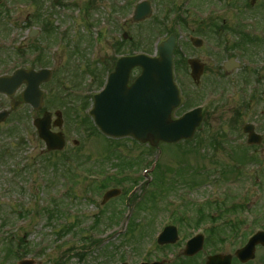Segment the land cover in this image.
<instances>
[{
	"label": "rangeland",
	"instance_id": "rangeland-1",
	"mask_svg": "<svg viewBox=\"0 0 264 264\" xmlns=\"http://www.w3.org/2000/svg\"><path fill=\"white\" fill-rule=\"evenodd\" d=\"M53 1L0 0V76L11 74L19 67L30 66L29 55L25 52L29 53L33 46L40 44L41 47L48 46V32L54 34L58 30L60 33L59 30L65 24L70 25L64 44H56L63 46L62 53L49 55L53 76L42 87L46 94V108L54 117L55 112L62 114L64 122L61 131L67 138L64 150L47 152L45 144L38 138L30 123L15 124V117L21 114L31 121L28 108L16 110L0 124V264H20L23 260H29L33 264H137L144 259L146 253L148 258L172 251L181 253L187 240L201 231L191 227L195 225L192 222L197 218L199 210L210 215L218 207L227 210L240 205L241 208L245 207L242 213L228 214L227 211L228 216L225 217V220L243 222L239 233L233 236L232 229L235 226L231 228V223L228 222L224 228L221 227V232L224 233L219 234L216 242L213 240L215 238H205L204 249L191 262L202 264L209 254L233 253L241 245V238L245 239L247 234L249 236L264 226V128H260L264 127V87L261 88L262 92L258 91L259 102L254 105L255 109H250L251 112L243 114L242 118L240 114L236 122L240 123V128L246 121L258 125L256 132L263 136V142L256 148L249 146L252 150L243 149L247 145V137L243 131L231 127L235 124L236 114L241 113V99H236L235 92L231 89L227 91V96L232 97L228 99L225 96L211 105L204 125L188 140L175 144L160 142L153 147L148 143L141 144L132 137L110 138L96 128L88 114L93 101L87 99V94L89 91L95 93L103 82L99 81L93 88L90 83L96 82L91 80L90 70L94 72V69H99V64H95L97 60L93 64L90 62L94 33L90 26V19H93L94 14L90 17V13L92 7L99 6L104 8V12L110 9V15L115 19L130 17L137 0L133 5L131 3L130 8L124 0H112L114 7L107 0ZM198 2L202 13H211L210 19H206L204 24L201 23L203 20L199 14H193L192 7L195 5L192 0H187L183 5L184 10L179 12L185 16L186 21L183 22L180 18L178 21H169L168 30L158 33L159 6L157 0H152L153 16L150 19L140 25L132 24L127 28L124 26L110 30L115 40L114 45L116 42L119 44V54L140 50L156 54L159 41L170 35L171 25L176 27L175 35L182 45L187 43L185 39H188L191 30H200L202 25L204 30H233L235 34L236 6L240 3L243 4L242 17L249 23L252 19L251 30L260 31L264 28V0H258L251 8L245 6V0ZM116 5L124 9L114 14L117 11L115 8H118ZM219 20L226 22L221 26ZM206 24H211V29L206 28ZM73 26L75 30H72ZM33 28L38 29L39 33L31 37L29 35ZM124 31L129 36L126 42L120 41ZM160 33L162 34L159 36ZM195 34L197 32L192 35ZM234 39L235 36H229V41ZM262 39L260 40L264 41ZM100 40L103 51L99 56L106 58L113 55V61L108 65V69L112 71V64L118 58L111 49L112 40L109 34ZM51 46L53 45H49L53 48ZM263 47L264 45L261 46L262 49L257 48V60L264 58ZM203 48L212 49L207 46ZM191 52L203 56L205 50ZM229 57L225 52L222 60L225 62ZM203 58L210 60L207 56ZM23 59L25 61H21ZM102 65L106 66V63ZM224 85L226 80L223 82L225 88ZM212 96L211 94L210 100L213 99ZM9 105L10 99L0 94V111L4 107L10 108ZM190 105L193 104L190 102L185 107ZM156 166V170L152 169ZM78 167L103 173L118 170L130 172L134 168V172L140 173L141 187L131 192L134 197L131 203L138 199L143 201L146 208L135 215L134 220L137 219L138 224L127 226L126 220L122 219L123 226L122 223L120 226H113L114 213L119 215L121 209L126 210L121 208L122 198L102 205L100 202L103 191L91 192V185L85 184L81 179L76 185L73 169ZM204 170L206 171L201 172ZM157 174V182L161 175L165 183L169 179L174 181L180 175L176 189L163 191L168 187L165 184L164 189L160 190L156 178L149 182ZM64 178H70L72 188ZM183 180L186 183H182ZM85 182L87 183L86 180ZM69 186L70 189L66 190ZM128 186L129 188H122L130 189V184ZM152 191L155 192L150 193ZM123 199L126 204V196ZM174 200L186 205L185 210H190L187 213L190 217H187L186 212L181 214L176 209L178 206L172 204ZM156 207L165 209V213L160 215L157 211V215H154L153 209ZM171 210H175L178 217H185L187 224H190L181 225L183 229H180L179 240L173 246H158L156 234L160 230V223L168 219L166 211ZM207 239L211 240L212 245L208 244ZM187 261L180 255L178 264ZM262 261L264 249H259L252 264H261Z\"/></svg>",
	"mask_w": 264,
	"mask_h": 264
},
{
	"label": "flooded vegetation",
	"instance_id": "flooded-vegetation-1",
	"mask_svg": "<svg viewBox=\"0 0 264 264\" xmlns=\"http://www.w3.org/2000/svg\"><path fill=\"white\" fill-rule=\"evenodd\" d=\"M107 1L108 3H110V5H113L114 3V1L112 0H107ZM134 1L136 0H124V3L126 4V6L130 8L131 3L133 5ZM150 1L152 2V0ZM179 1L182 5L179 3ZM257 1L258 0L256 1L250 0V2L247 3L245 0V6L247 8H251V6H254L257 3ZM55 2L56 0H54V3ZM157 2H158L159 12H160V14L158 15V33L168 30L167 24H169V21H173V20L178 21L179 18L183 22L186 21L184 19L185 16L180 15L179 12L184 10L183 5L187 3V0H157ZM192 4L195 5L192 7V10H193L192 12L195 15L199 14V17H201V20H203L201 21V23L204 24L207 21L206 19L208 20L210 19L209 17L211 16V13L210 12L202 13V10L200 9V7H198V5H200L198 0H192ZM242 5L243 4L240 3L238 6H236L237 8H236L235 16L237 17V23H236L237 32L235 34L234 32H232L233 30H204V25H202V28H203V29L201 28L202 30L201 29L191 30L190 36L188 37V39H185L187 43L182 45L181 42L179 41V38H177V36L175 35V33L177 32L176 27H173L172 25L170 26L169 28L170 35H173L175 37V48L173 52V74H174V80L179 88L180 96H181L180 106L178 107V109H176L173 112L172 116L173 118H178L190 110L200 108L202 121L197 128L199 129L202 125H204V121H205V118L207 117L208 109L210 108V106L214 105L216 101L222 100L223 97L225 96L226 98L230 99L232 96H227V91L231 89L232 91L235 92L236 99L237 98L241 99V113L238 112L236 114V117L234 119L235 124L232 125L231 127L239 128L243 131V133L247 137L246 141H247L248 146L247 145H245L244 147L241 145L240 146L243 147V149H250V147L256 148L257 146L260 145V143L250 144L248 142L249 134L246 131H250V130L257 131L259 129L258 125L254 122L246 121L240 128V123L237 124L236 122L240 114L242 118L243 114L251 112L250 109H255L254 105H256V103L259 102L257 101L258 91L260 90L262 92L261 88L262 86L264 87V58L261 60L256 59V56L258 54L257 53L258 49H262L261 46L264 45V41L260 40L264 38V34L262 35V32L264 33V28L263 30H260L262 32H260L259 30H255V29L251 30L252 29L251 27L252 19H251V23H249L245 18L242 17L244 14ZM103 9H104L103 7H99V6L98 8L92 7V13H90V17L92 14H94L93 19L92 20L90 19L91 30H94V33L92 36L93 46H92V52L90 54V59H91L90 62L93 64L95 63L94 61L97 60L95 64H99V69L98 68L94 69V72L90 70L89 72V76L92 77L91 80L92 81L96 80V82H90V83L93 84L92 85V88H93L94 86L96 87L99 81H103L101 86L99 87V90H97L95 93H92V91H89V93L87 94V99L90 100L91 102L93 101V104L95 101V95L104 88V86L107 83L109 75L115 70L118 59L122 56L130 55V53L129 54H126V53L119 54L117 50L119 48V44H117L118 42H116V45H114L115 40L110 30H115L116 28H122L124 26L125 28H127L132 24L135 26L142 24L141 22L135 23L132 21L131 18H132L134 9L130 17H123L121 19L113 18L110 15V9L105 12L103 11ZM115 9L117 11H115L114 14H117V13H120V10H123L124 8L118 7ZM225 22H226L225 20L223 21L219 20V24L221 26H223ZM69 26H70L69 24H65L64 28L62 30H59L60 33H58V30H55L53 34V33H49L47 30L46 32L48 33L46 35V38H48L47 41H49L48 46L41 47V44H40V46H33L32 51H28L29 52V63L30 65L34 66V67L31 66L30 68L35 69L37 71L43 70V69H48L50 71V76L45 80L43 79L44 82L42 81L41 89L43 87V84L48 83L52 79V76H53V70L50 68L51 65L48 59L49 55L55 56V55H60V53H62L63 46L59 47L57 45L61 43L64 44V39H66L65 38L66 31L69 28ZM205 27L211 29V24L209 26L208 24H206ZM72 30H75L74 26ZM194 32H197L195 36L192 35ZM106 34H109V37L112 40L111 49L113 53L115 52L118 56L115 64L114 63L112 64L113 66L112 71L108 69V65L112 63L113 55L107 56L106 58L99 56L100 52L103 51L101 49L102 42L100 39H104ZM161 34L162 33L158 35L160 36ZM181 35L185 37L182 34V32H181ZM230 35L235 36L234 41H229ZM128 37H129L128 33L124 31L122 37L120 38V41H125L126 39H128ZM53 41L54 43L52 44ZM91 41H92V38H91ZM49 45H53L51 46L53 48H50ZM206 46L212 47V49H209V50L204 49L203 47H206ZM65 49L66 48H64V50ZM191 50H197V51L205 50V52H203L202 54L203 56L209 57L210 60L209 61L205 60L203 56H200L197 53H192ZM225 52L230 57L227 58V60L224 62V60L222 59L224 58ZM99 58H100V61H98ZM102 63H106V66H103ZM209 66H210V69H209ZM104 67H107V69H104ZM140 72L141 70L139 68H135L132 70L129 84H131L136 79V77L139 75ZM224 80H226V85H224L225 88L223 87ZM201 87H203L202 91H201ZM24 88H25V85H23L20 89H18L14 93L13 97L9 98L6 96L8 99H10V105H9L10 107L12 105H16V107H14L9 112L8 116H10L13 112H15L18 109L20 110L23 108H28L29 112L31 113V121L27 116H24L23 114H21L15 117L14 121L16 122V124L23 123V124L29 125L30 123L31 126L34 127L33 125L34 120L43 118L45 115L49 114V116L51 117L50 118L51 129L55 132L61 130L63 127L64 120L61 116L62 122L60 125H58V118L60 117V116H57L58 112H55V117H54V114L49 109L46 108L45 91L42 89L43 90V104L38 109V108L33 107L31 104H27L24 102L23 100ZM211 91H213V93H211ZM211 94L213 95L212 100H210ZM190 102L193 105L185 107L186 104H189ZM85 112H87V110ZM260 128H264V127L261 126ZM34 130L38 136L36 129ZM261 142H263V136H262ZM47 152L49 151L47 150ZM133 169H131L130 172L129 171L127 172L126 170H121V171L118 170L116 172H107V173L106 172L103 173L101 171L100 172H97V171L90 172V171H86L85 168H82V167H78V169L73 170L75 172V182L77 181L76 185H78L79 182H81L80 181L81 179L82 181H84L85 184L91 185L90 187L91 192H98V190L104 192L101 198V202H100L102 205L107 203L110 200H116V198H122L123 203H122L121 208L122 207L126 208L125 210L126 212L121 209L119 215L114 213L115 217L112 219V222H114L113 226L115 224H118L120 226V224L122 223V219L126 220L127 226L129 224L130 225L138 224L139 221H137V219L134 220L135 215L137 214V212L140 213L142 211H145L146 209L144 208L145 206L143 205V201L140 202L137 199V202L131 203V201L134 198L131 192L133 190L135 191L136 188L141 187L140 185H141V179H142L141 174L138 172L137 173L134 172ZM205 171L206 170L201 171V172H205ZM174 174L177 175V172ZM180 175L182 177L184 176L182 173H180ZM178 177L175 178V180L172 182L169 179V181L165 183L163 176L159 175L158 182H157L158 174H157V177L155 176L156 183H159L158 186L160 190L164 189L165 184L168 186L166 190H163V191H169V190L176 189L177 187L176 182H177ZM85 180L87 181V183L85 182ZM66 181L69 182V185L71 184V188H72V183H71L70 178L66 179ZM182 183H186V181ZM129 184L131 187L130 189L122 188L125 186H127L126 188H129L128 186ZM207 184H209V182ZM213 184H215V181H213ZM92 185L94 186L92 187ZM108 190L109 191L118 190V194L108 199L107 201H104V195ZM124 196H126V201H127L126 204L123 199ZM128 201L131 204L128 203ZM172 204H175L178 206L176 207V209L180 211L181 214L186 212L187 217H190L187 214L188 211L190 210L189 209L185 210L186 205H183L184 203H182V201L174 200ZM234 207H240V205H237ZM234 207H231V209H228V211L233 212L235 214L236 212L239 213L245 210V207L244 208L240 207V208H235V209ZM164 210L165 209L163 208L157 209L156 207L153 209L154 211L153 214L155 215L156 213L157 215V211H159L160 215H162V213H165ZM166 213H167L168 219L164 223H160V230L156 234L157 236L155 238V241L158 246L170 247V246H173L175 243L169 242L163 245L158 244L157 240H158L159 234L166 227H176L178 229V234H179L180 229L182 228L181 225L187 224L186 222L187 219L183 216L178 217L176 215L178 213H175V210L166 211ZM224 214H225V211L220 208L212 212L213 216H222ZM205 216H206L205 213L199 210V214L197 218L194 219L192 224L201 225V224H205L206 222H208V224H211V225L226 226L228 222H230L231 224L229 226L241 227L243 225V222L241 220H238V221H234L231 219L225 220V218H210L208 220H203ZM111 218H112V215H111ZM156 221L158 222V218H156ZM121 225L123 226V223ZM251 236H252V233L249 234V236L247 234V237H245V239L241 238L240 240L241 245L237 249H235L233 253L223 252L224 253L223 255H231L232 264H252L253 260L256 257V252L259 249L263 250L264 245H257L254 249V255L248 259L240 260L235 255L236 250L238 251L243 250V248L246 246ZM180 255H183L188 260L184 264H192L191 261H193V257L196 256L197 254L189 256L185 253V251H182L181 253L172 251V252H167L166 255L161 254L153 258H148L149 256L146 253V256L141 262L142 263L143 262H146V263L158 262L161 264H178ZM209 256L210 254L206 257L205 262L202 264H206V262L209 259ZM261 264H264V261H262Z\"/></svg>",
	"mask_w": 264,
	"mask_h": 264
},
{
	"label": "water",
	"instance_id": "water-1",
	"mask_svg": "<svg viewBox=\"0 0 264 264\" xmlns=\"http://www.w3.org/2000/svg\"><path fill=\"white\" fill-rule=\"evenodd\" d=\"M151 14L150 3L143 2L136 8L134 20H142ZM174 38L170 37L159 47V57L138 55L125 57L118 61L115 72L111 74L105 90L96 97L94 110L91 112L103 133L111 136H133L141 142H149L155 146L160 141L177 142L191 138L201 121V111L196 110L172 120V111L178 107L180 97L173 81L172 53ZM141 67L142 73L136 81L128 86L132 68ZM47 71L18 70L12 76L0 77V92L12 94L23 82L27 83L24 101L35 107L42 105L43 93L40 84L49 77ZM7 112L0 113V122L5 120ZM41 138L46 141L49 150L63 149L62 134L52 133L47 120H36ZM249 141L260 142V136L250 131ZM118 194L113 190L105 199ZM176 239L175 228H167L160 236V243ZM202 237L198 236L189 242L186 249L193 254L202 248ZM257 243L264 244V232H259L250 242L248 251L238 252L242 260L254 255ZM231 257L221 255L209 258L208 264H231ZM20 264H33L23 260Z\"/></svg>",
	"mask_w": 264,
	"mask_h": 264
}]
</instances>
